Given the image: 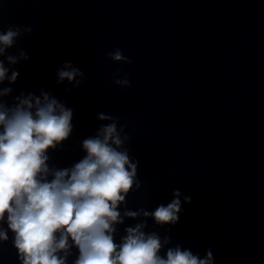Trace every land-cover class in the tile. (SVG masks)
I'll use <instances>...</instances> for the list:
<instances>
[{
    "label": "water",
    "instance_id": "95a60500",
    "mask_svg": "<svg viewBox=\"0 0 264 264\" xmlns=\"http://www.w3.org/2000/svg\"><path fill=\"white\" fill-rule=\"evenodd\" d=\"M10 24L32 28L18 41L30 59L16 66L14 94L44 87L75 109L50 167L84 155L104 111L126 124L140 161L122 215L166 203L174 188L192 197L175 226L126 216L118 237L145 222L172 237L167 246H210L216 264H264V0H0V28ZM116 47L131 64L106 55ZM65 60L85 73L78 88L56 83ZM124 74L130 86L113 83ZM0 264H17L10 244Z\"/></svg>",
    "mask_w": 264,
    "mask_h": 264
},
{
    "label": "clouds",
    "instance_id": "9594fccd",
    "mask_svg": "<svg viewBox=\"0 0 264 264\" xmlns=\"http://www.w3.org/2000/svg\"><path fill=\"white\" fill-rule=\"evenodd\" d=\"M31 31L19 24L0 28V245L10 244L17 264H216L210 246L203 255L181 243L167 246L172 237L145 232V222L117 236L126 216L142 214L173 227L183 205L192 201L174 188L171 198L152 210L121 214V204L141 181L140 161L125 146L130 136L119 117L97 112L106 123L81 140L84 155L70 166L50 167L49 150L72 134L75 109L44 87L14 94L21 75L16 66L30 59L18 41ZM106 55L113 62L132 63L118 47ZM55 76L57 85L70 90L67 85L78 88L85 73L65 60ZM113 83L128 87L130 79L113 76Z\"/></svg>",
    "mask_w": 264,
    "mask_h": 264
}]
</instances>
